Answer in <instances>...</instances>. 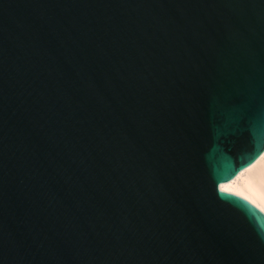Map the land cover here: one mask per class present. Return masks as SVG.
Segmentation results:
<instances>
[{
	"label": "water",
	"instance_id": "95a60500",
	"mask_svg": "<svg viewBox=\"0 0 264 264\" xmlns=\"http://www.w3.org/2000/svg\"><path fill=\"white\" fill-rule=\"evenodd\" d=\"M263 152L264 0H0V264H264Z\"/></svg>",
	"mask_w": 264,
	"mask_h": 264
},
{
	"label": "bare ground",
	"instance_id": "6f19581e",
	"mask_svg": "<svg viewBox=\"0 0 264 264\" xmlns=\"http://www.w3.org/2000/svg\"><path fill=\"white\" fill-rule=\"evenodd\" d=\"M222 185V190L244 196L264 212V152L254 163Z\"/></svg>",
	"mask_w": 264,
	"mask_h": 264
},
{
	"label": "snow or ice",
	"instance_id": "6c2138e0",
	"mask_svg": "<svg viewBox=\"0 0 264 264\" xmlns=\"http://www.w3.org/2000/svg\"><path fill=\"white\" fill-rule=\"evenodd\" d=\"M224 115H226L229 118L231 116V110L229 108L225 107ZM220 187L223 188V185H221Z\"/></svg>",
	"mask_w": 264,
	"mask_h": 264
}]
</instances>
